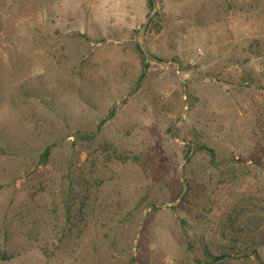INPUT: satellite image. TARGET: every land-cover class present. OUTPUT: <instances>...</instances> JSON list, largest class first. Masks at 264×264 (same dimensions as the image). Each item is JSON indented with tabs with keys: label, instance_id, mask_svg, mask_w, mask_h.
I'll use <instances>...</instances> for the list:
<instances>
[{
	"label": "rangeland",
	"instance_id": "rangeland-1",
	"mask_svg": "<svg viewBox=\"0 0 264 264\" xmlns=\"http://www.w3.org/2000/svg\"><path fill=\"white\" fill-rule=\"evenodd\" d=\"M0 264H264V0H0Z\"/></svg>",
	"mask_w": 264,
	"mask_h": 264
},
{
	"label": "trees",
	"instance_id": "trees-1",
	"mask_svg": "<svg viewBox=\"0 0 264 264\" xmlns=\"http://www.w3.org/2000/svg\"><path fill=\"white\" fill-rule=\"evenodd\" d=\"M137 49L139 51L140 58L144 61L145 53L140 48H137ZM146 69H147V64H144L142 73H141L140 78H139L140 80H142L145 77ZM49 153H50V148H46L42 154V157L47 158L49 156Z\"/></svg>",
	"mask_w": 264,
	"mask_h": 264
}]
</instances>
